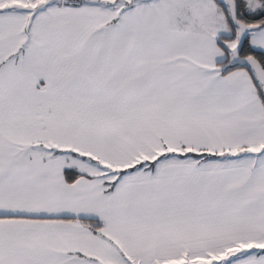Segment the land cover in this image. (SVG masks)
I'll return each instance as SVG.
<instances>
[{
	"label": "snow or ice",
	"instance_id": "snow-or-ice-1",
	"mask_svg": "<svg viewBox=\"0 0 264 264\" xmlns=\"http://www.w3.org/2000/svg\"><path fill=\"white\" fill-rule=\"evenodd\" d=\"M0 264H264V0H0Z\"/></svg>",
	"mask_w": 264,
	"mask_h": 264
}]
</instances>
